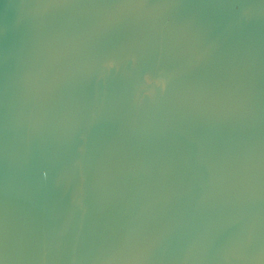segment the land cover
<instances>
[{
    "label": "water",
    "instance_id": "obj_1",
    "mask_svg": "<svg viewBox=\"0 0 264 264\" xmlns=\"http://www.w3.org/2000/svg\"><path fill=\"white\" fill-rule=\"evenodd\" d=\"M0 264H264V0H0Z\"/></svg>",
    "mask_w": 264,
    "mask_h": 264
}]
</instances>
